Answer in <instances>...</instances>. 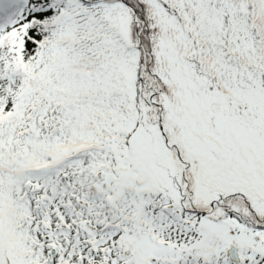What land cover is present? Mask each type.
<instances>
[{
    "label": "snow or ice",
    "instance_id": "6c2138e0",
    "mask_svg": "<svg viewBox=\"0 0 264 264\" xmlns=\"http://www.w3.org/2000/svg\"><path fill=\"white\" fill-rule=\"evenodd\" d=\"M0 264H264V0H0Z\"/></svg>",
    "mask_w": 264,
    "mask_h": 264
}]
</instances>
